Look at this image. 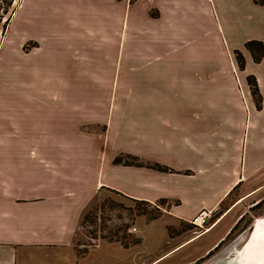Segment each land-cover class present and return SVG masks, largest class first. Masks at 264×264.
<instances>
[{
	"label": "crops",
	"instance_id": "1",
	"mask_svg": "<svg viewBox=\"0 0 264 264\" xmlns=\"http://www.w3.org/2000/svg\"><path fill=\"white\" fill-rule=\"evenodd\" d=\"M16 22L32 28L41 23L39 38L43 39L63 38L61 24L78 23L81 33L91 38L88 45L95 55L102 53L93 42L97 34L105 36L108 48L122 45L128 56L123 64L124 86L146 81L148 87L151 83L157 88L162 86L159 78L163 80L164 72L179 70L191 71L193 78H172L171 96H160L157 90L124 96L128 103L138 104V112L122 111L120 118L130 123L137 117L140 143L136 149L106 148L101 164L94 165L82 152L93 153L89 139L102 140L114 128L115 103L110 111L99 113L97 98H6L14 110L26 102L54 105L49 119L39 123L19 120H24L19 112H15L17 119L0 116V264H84L91 248L82 250L78 244L83 241V216L102 192L149 204L163 201L164 218L190 223L201 210L220 208L235 191L240 193L239 200L260 191V177H264V54L255 63L243 43L264 44V0H16L7 27ZM50 23L58 24L59 30L55 26L51 31ZM211 32L221 33V40L236 39L229 49L239 51L244 59L243 69L236 61L233 64L241 75L239 81L232 78V64L195 61L196 50L209 52ZM36 38L35 34L20 37L16 33V44L22 51L28 44L40 50L42 45L32 42ZM191 38H198L196 47ZM115 40H119L117 45ZM142 51L147 59L136 65L133 54ZM112 64L119 66L114 58ZM151 70V78L146 80ZM221 70L225 73L217 79ZM248 76L256 81L260 110L247 85ZM165 103L172 104L171 113L160 111ZM67 104H75L69 105L70 110L89 109L71 130L61 116L67 113ZM51 118L57 120L51 122ZM164 128L168 134L158 133ZM73 131L79 132L77 144L66 137ZM99 145L97 152L102 148ZM117 151L137 157L144 165L114 164ZM68 154L73 158L72 168L67 166ZM155 166L168 170L158 171ZM218 229L213 226L200 236L212 233L206 244L210 248L227 234ZM200 237L184 241L148 264H158L171 251V257L177 255Z\"/></svg>",
	"mask_w": 264,
	"mask_h": 264
},
{
	"label": "rangeland",
	"instance_id": "2",
	"mask_svg": "<svg viewBox=\"0 0 264 264\" xmlns=\"http://www.w3.org/2000/svg\"><path fill=\"white\" fill-rule=\"evenodd\" d=\"M1 26L0 116L17 119L15 112H19L24 116V120L20 117L19 120L21 121H26V118H28L39 123L49 119V111L54 105L52 102L49 104L44 103V101H42L43 103L37 101L26 102L20 108L14 110L11 104L6 103V98L12 97L66 96L68 99L97 98L100 101L99 113H103L104 110L110 111L115 103L118 114L113 113L112 115L111 122L114 120L116 122L114 128H110L108 134L102 140L89 139V145L95 149L93 153L82 152L85 157H89L88 161H92L91 164L93 165L95 163L101 164L103 159L101 153H104L106 148L112 150L117 149L119 146H131L136 149L140 143L137 117L131 118L130 123L120 118L122 111L134 114L138 112V104L128 103L130 100H127V102L123 98L124 96L154 94L157 91L161 92L160 96H171L170 80L174 77L180 79L192 75L191 71L187 70L164 72L165 77L163 80L159 78L162 86L157 88H153L151 83L148 87L146 81L124 86L122 78L125 69L123 64L127 62L128 56L124 53L122 45L115 49L108 48L105 36L99 34L95 36L93 42L98 44L99 50L102 52L95 55L92 54L93 48L88 45L91 38L86 33L82 34L81 27L75 22L61 24L64 30L63 38H39L41 23L38 28H32L25 25L24 22H16L11 27L8 26L6 31H3ZM55 26L58 31V24L50 23L51 31L55 29ZM16 33L20 37L35 34L37 38L32 42L42 45V48L39 50L34 48L32 44H28L23 52L22 48H19L16 44ZM203 33L200 31L198 34L203 36ZM210 35L209 52L199 54L202 50H196L193 56L195 61L217 62L223 65L232 64V78L234 81H239L241 75L233 66L236 61L234 57L236 50L229 49L234 46L233 43L236 42V39H226L225 37L221 40V33L218 35L216 32H211ZM197 39H190L193 43L192 46L196 47ZM118 41L115 40L116 45ZM249 42L252 41L248 40L243 43L244 48ZM110 50L115 56H112ZM113 58L118 64L123 59L122 65L113 66ZM144 59H147L146 51L133 54L136 65ZM220 68L225 67L220 66ZM152 71L147 73L148 78L146 80L151 78ZM196 73L201 74V72ZM224 73L225 71L221 70L217 79H222ZM194 78L198 79L201 76H195ZM69 105L75 104H67V113L61 116L66 117L67 127L71 130L72 127L79 124L80 118L88 115L87 110L89 109L84 108L83 111V108L82 110L72 108L70 110ZM241 105L243 106L242 102ZM171 109L172 104L165 103L160 111L171 113ZM154 111L157 112L156 109ZM55 120L57 119L51 118L50 121L54 122ZM165 130V128L160 129L158 133L168 134ZM76 134H79V132L73 131L66 136L69 142L77 144ZM95 136H98V134H95ZM53 137L52 135V139ZM98 145L102 147L99 152H97ZM117 153L120 156V152L117 151ZM67 166L68 168L73 167L71 154H68ZM259 183L260 186L263 185L262 188L251 197L239 200L240 193L235 191L220 208L209 210L217 212L215 218L211 221L210 228L213 226L214 228L219 227L218 233L223 228L227 233L212 248L206 245L212 233L201 238L200 236L204 232L193 227L190 223H174L168 217L164 218L166 205L158 202L137 207L135 203L117 194L102 192L90 208V220H87L83 225V232L80 237L83 241H78V244H82V250L86 249L85 247L91 248L84 258V264H148L168 251L172 249L174 251L175 247L184 245L185 243L182 244L184 241H191L196 237L200 238L191 243L189 247H183L173 257L171 255L174 253L171 251L166 254L169 257H165L157 263L240 264L238 260L240 249L248 241L252 225L258 220H264L263 176L260 177ZM142 210L145 212L144 216H138V213ZM130 230L132 231L130 232ZM113 245L121 247L125 245L126 248L123 251ZM205 249L208 251H204ZM238 254L239 257L237 258ZM184 259L188 261L184 262Z\"/></svg>",
	"mask_w": 264,
	"mask_h": 264
},
{
	"label": "trees",
	"instance_id": "3",
	"mask_svg": "<svg viewBox=\"0 0 264 264\" xmlns=\"http://www.w3.org/2000/svg\"><path fill=\"white\" fill-rule=\"evenodd\" d=\"M15 3H16V0H0V25H2L1 27H2L3 31H5L7 25L10 21V18L12 16V13L15 10ZM4 18H6V19L4 20ZM245 48L250 52L251 57L255 63H258L261 60V58L264 54V44H262L260 42H254L253 41V42L247 43L245 45ZM234 57H235V60H236L238 67L240 69H243L244 68V59H243L242 54L239 51H235ZM246 81H247V85L250 89V93L254 99L256 109L260 110L262 101H261V96L259 94L256 81L251 76H248L246 78ZM113 163L118 164V165L135 166V167H141L144 165V164H141V162H139V159L137 157L130 156L127 154H121L120 156H116L113 160ZM153 168L157 169L158 171H162V172L168 170V168L161 167V166H155ZM110 193L117 194L115 192H110ZM121 197H123V196H121ZM125 199L135 203L137 205V207H139V205H149V203H147V202L135 201V200H131L128 198H125ZM159 203L164 204L163 201H160ZM90 208H91V206H90ZM90 208H88V210L84 213L83 221H82V227L87 220H90V216H91L90 215V210H91ZM144 214H145V212H144V210H142L140 213H138V216H144ZM91 223H92V221H91ZM131 231L132 230H130V232ZM123 247L126 248L125 245Z\"/></svg>",
	"mask_w": 264,
	"mask_h": 264
},
{
	"label": "bare ground",
	"instance_id": "4",
	"mask_svg": "<svg viewBox=\"0 0 264 264\" xmlns=\"http://www.w3.org/2000/svg\"><path fill=\"white\" fill-rule=\"evenodd\" d=\"M254 231L249 235L237 256L240 264H264V220L255 223Z\"/></svg>",
	"mask_w": 264,
	"mask_h": 264
},
{
	"label": "built area",
	"instance_id": "5",
	"mask_svg": "<svg viewBox=\"0 0 264 264\" xmlns=\"http://www.w3.org/2000/svg\"><path fill=\"white\" fill-rule=\"evenodd\" d=\"M216 211L201 210L190 220V224L204 233L210 229ZM135 231V229H133Z\"/></svg>",
	"mask_w": 264,
	"mask_h": 264
},
{
	"label": "water",
	"instance_id": "6",
	"mask_svg": "<svg viewBox=\"0 0 264 264\" xmlns=\"http://www.w3.org/2000/svg\"><path fill=\"white\" fill-rule=\"evenodd\" d=\"M255 223L252 225V227H251V230H250V233H252L253 231H254V229H255Z\"/></svg>",
	"mask_w": 264,
	"mask_h": 264
}]
</instances>
